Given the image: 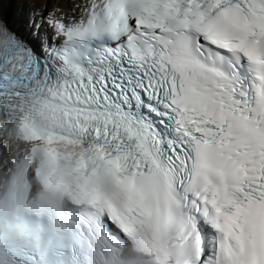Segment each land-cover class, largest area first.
I'll use <instances>...</instances> for the list:
<instances>
[{"label": "snow or ice", "instance_id": "6c2138e0", "mask_svg": "<svg viewBox=\"0 0 264 264\" xmlns=\"http://www.w3.org/2000/svg\"><path fill=\"white\" fill-rule=\"evenodd\" d=\"M0 8V264H264V0Z\"/></svg>", "mask_w": 264, "mask_h": 264}, {"label": "bare ground", "instance_id": "6f19581e", "mask_svg": "<svg viewBox=\"0 0 264 264\" xmlns=\"http://www.w3.org/2000/svg\"><path fill=\"white\" fill-rule=\"evenodd\" d=\"M5 2L7 3V2H11L12 4L14 3V0H5ZM44 2V0H40V3H43ZM3 12V8H0V13H2Z\"/></svg>", "mask_w": 264, "mask_h": 264}, {"label": "rangeland", "instance_id": "374dc122", "mask_svg": "<svg viewBox=\"0 0 264 264\" xmlns=\"http://www.w3.org/2000/svg\"><path fill=\"white\" fill-rule=\"evenodd\" d=\"M14 2H18V4H19V3H21V0H14Z\"/></svg>", "mask_w": 264, "mask_h": 264}]
</instances>
